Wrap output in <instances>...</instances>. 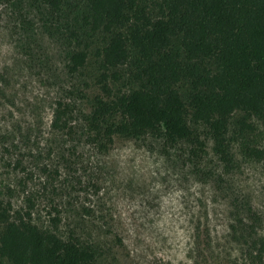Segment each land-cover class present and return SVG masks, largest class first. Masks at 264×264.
<instances>
[{"label": "rangeland", "instance_id": "374dc122", "mask_svg": "<svg viewBox=\"0 0 264 264\" xmlns=\"http://www.w3.org/2000/svg\"><path fill=\"white\" fill-rule=\"evenodd\" d=\"M44 12L35 0L0 8V201L20 210L33 199L40 226L57 207L60 232L92 244L97 264L246 263L230 229L232 204L258 212L264 234V165L242 151L239 114L223 155L194 125L196 137L175 145L150 134L99 147L84 122L101 92L94 69L68 72L65 41ZM58 100L72 110L74 142L51 127ZM254 122L247 137L264 145ZM66 156L78 160L70 170Z\"/></svg>", "mask_w": 264, "mask_h": 264}, {"label": "trees", "instance_id": "16d2710c", "mask_svg": "<svg viewBox=\"0 0 264 264\" xmlns=\"http://www.w3.org/2000/svg\"><path fill=\"white\" fill-rule=\"evenodd\" d=\"M10 1L0 0V8ZM35 1L63 36L68 72L94 69L101 92L84 116L92 143L104 148L114 136L152 134L175 145L196 137L194 125L223 155L238 113L242 151L264 165V145L247 137L257 130L254 119L264 128V0ZM51 127L75 141L66 102L57 101ZM64 160L69 170L78 163ZM34 210L31 198L20 210L0 201V264H97L92 244L60 232L57 207L47 226L34 222ZM232 217L242 264H264L263 217L237 202Z\"/></svg>", "mask_w": 264, "mask_h": 264}]
</instances>
